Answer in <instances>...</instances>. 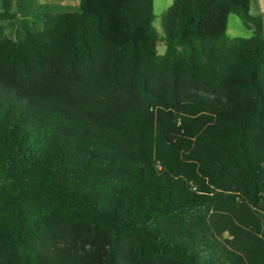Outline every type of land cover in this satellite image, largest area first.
I'll return each instance as SVG.
<instances>
[{
	"label": "trees",
	"instance_id": "trees-1",
	"mask_svg": "<svg viewBox=\"0 0 264 264\" xmlns=\"http://www.w3.org/2000/svg\"><path fill=\"white\" fill-rule=\"evenodd\" d=\"M77 1L0 36V264H264L252 0H173L162 35L153 0Z\"/></svg>",
	"mask_w": 264,
	"mask_h": 264
},
{
	"label": "rangeland",
	"instance_id": "rangeland-1",
	"mask_svg": "<svg viewBox=\"0 0 264 264\" xmlns=\"http://www.w3.org/2000/svg\"><path fill=\"white\" fill-rule=\"evenodd\" d=\"M173 0H153V14L155 19L153 21V27L157 32L162 35L160 19L162 14L170 7ZM264 3L263 0H259ZM30 12L32 13H63V12H76L78 11V2L76 0H54V3L48 7L43 5L44 0H32ZM1 3V2H0ZM25 7V6H24ZM28 8V7H27ZM26 9V8H24ZM29 10V9H28ZM254 10L251 11L252 15ZM262 13V14H261ZM261 14V16H260ZM259 15L264 22V11L260 12ZM227 35L230 38H249L253 35V29L247 28L243 25L242 21L235 15H229L227 19ZM165 51L164 45L159 42L157 44L158 54H163Z\"/></svg>",
	"mask_w": 264,
	"mask_h": 264
},
{
	"label": "crops",
	"instance_id": "crops-1",
	"mask_svg": "<svg viewBox=\"0 0 264 264\" xmlns=\"http://www.w3.org/2000/svg\"><path fill=\"white\" fill-rule=\"evenodd\" d=\"M12 13L15 14L13 20H0V36L14 39L23 30L39 29L42 25V13L30 12L32 0H13ZM77 1V0H76ZM264 1V0H263ZM1 2V0H0ZM78 2V1H77ZM54 3V0H44L43 5L48 7ZM25 6V7H24ZM28 7V8H27ZM26 8V9H24ZM29 9V10H28ZM254 10V16H259L260 12L264 11V3L259 0H252L250 5V13ZM3 12L2 2L0 3V13ZM262 14V13H261ZM260 14V16H261ZM264 29V22H263ZM227 33V29H226Z\"/></svg>",
	"mask_w": 264,
	"mask_h": 264
}]
</instances>
